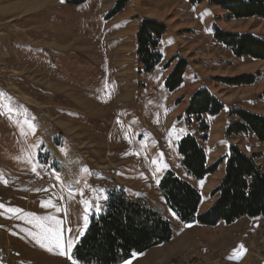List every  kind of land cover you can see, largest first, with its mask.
I'll return each instance as SVG.
<instances>
[{
  "label": "rangeland",
  "instance_id": "obj_1",
  "mask_svg": "<svg viewBox=\"0 0 264 264\" xmlns=\"http://www.w3.org/2000/svg\"><path fill=\"white\" fill-rule=\"evenodd\" d=\"M117 2L127 4L107 18ZM228 14L208 1L0 0V264H80L76 246L114 187L159 210L173 228L169 243L119 264H264V217L183 224L160 187L173 170L200 191L201 211L212 206L224 167L202 180L188 175L178 147L187 134L209 164L236 144L257 153L264 168L257 139L225 137L230 108L264 114V61L236 56L215 36L219 27L264 38V19ZM143 17L167 25L154 72L137 58ZM176 55L225 104L206 116L208 140L195 119L185 120L197 89L165 85L174 63L163 65ZM250 73L258 75L253 85L224 82Z\"/></svg>",
  "mask_w": 264,
  "mask_h": 264
},
{
  "label": "trees",
  "instance_id": "obj_2",
  "mask_svg": "<svg viewBox=\"0 0 264 264\" xmlns=\"http://www.w3.org/2000/svg\"><path fill=\"white\" fill-rule=\"evenodd\" d=\"M69 4H81L87 0H65ZM216 4L228 11L231 18L260 17L264 19V0H191ZM127 3L117 2L107 18L118 14ZM167 32V25L157 19L143 17L137 32V58L145 72H154L163 62L159 43ZM215 36L238 57L249 56L264 61V38L254 33H232L219 27ZM174 63L165 85L171 92L184 84L187 60L176 55L163 65L168 69ZM259 74V73H258ZM257 74H243L227 78L230 86L253 85ZM225 104L208 88L197 89L185 110L187 123L195 119L201 139H209L210 124L206 116L221 113ZM232 118L225 129V137H253L264 146V114L244 108L232 107ZM182 165L188 175L202 180L224 167L220 183L211 192L213 204L201 211L202 194L188 180L173 170L161 178L160 187L169 209L175 211L183 224L217 226L232 224L244 217H264V168L257 153H247L236 144H230L228 152L209 164L206 149L199 139L187 134L178 141ZM173 239L171 221L159 210L142 200L129 197L121 187L108 192L102 211L89 217V226L76 246L80 264H119L142 255L152 248L169 243Z\"/></svg>",
  "mask_w": 264,
  "mask_h": 264
},
{
  "label": "crops",
  "instance_id": "obj_3",
  "mask_svg": "<svg viewBox=\"0 0 264 264\" xmlns=\"http://www.w3.org/2000/svg\"><path fill=\"white\" fill-rule=\"evenodd\" d=\"M163 39V38H162ZM160 71V70H159ZM158 72V71H157ZM155 72V73H157ZM171 72V70L169 72H166L167 76L168 74ZM200 71L197 70L195 67H193L190 63L187 64V68L185 71V75H184V81L185 84H189V85H193L194 89H199V88H210L211 91H213V89L208 85V84H204V82H200ZM166 77V76H165ZM164 77V79H165ZM225 109H223L222 112H224ZM221 112V113H222ZM103 209V208H102ZM101 209V211H102Z\"/></svg>",
  "mask_w": 264,
  "mask_h": 264
}]
</instances>
